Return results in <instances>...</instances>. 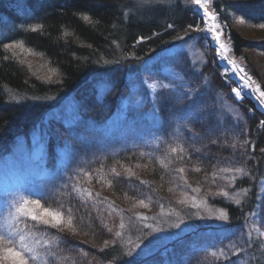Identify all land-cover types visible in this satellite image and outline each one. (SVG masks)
I'll use <instances>...</instances> for the list:
<instances>
[{
	"label": "rangeland",
	"instance_id": "rangeland-1",
	"mask_svg": "<svg viewBox=\"0 0 264 264\" xmlns=\"http://www.w3.org/2000/svg\"><path fill=\"white\" fill-rule=\"evenodd\" d=\"M179 1L193 10L194 0ZM206 8L229 57L243 66L232 55L231 40L212 0H206ZM194 11L199 15V10ZM245 30L253 39L262 33L253 27ZM210 56L217 67L215 48L200 17L178 32L164 50L157 51L154 59L124 68L127 81L111 118L83 114L84 97L74 93L47 100L52 107L47 117L29 137L17 138L0 158V264H18L19 258L13 255L16 252L26 264H63L56 238L38 233L32 225L49 224L56 231L69 229L75 237L83 238L91 221L82 212V202L90 193L99 194L109 185V176H114L117 188H126L127 205L119 212L112 209L109 217L103 216L130 225L118 233L130 256L149 264H257L250 248L252 235L264 241V192L261 213L255 217L253 210L247 211L245 221L237 227H225L223 215L208 207L205 200L210 198V191L248 200L247 189L233 188L237 172L247 175L258 165L257 156L247 150L253 138L241 102L243 97L250 98L263 114L264 105L259 108L250 96L242 95L237 84L230 93L216 88L211 82L214 74L205 67ZM122 71L117 67L95 76V83L90 78L87 85L93 90L95 84L98 102L120 80ZM218 73L228 77L221 67ZM253 83L264 101V91ZM173 87L192 90L193 100L185 106L170 105L165 97L172 94ZM201 123L209 127L206 133H199L204 140L192 143L185 137L186 129ZM49 133L58 140L53 164L46 158ZM125 152L139 160L155 159L169 182V205L173 208L165 206L155 191L131 174L130 163L120 167L129 178L115 177L116 170L107 164V157ZM188 210L193 216L201 210L208 217L192 222V217L184 218L181 213ZM213 225L218 226V232L208 228ZM126 229L129 234L124 236ZM190 231L200 233L177 240ZM260 248L264 253V242ZM170 250L175 251L173 263L167 256Z\"/></svg>",
	"mask_w": 264,
	"mask_h": 264
},
{
	"label": "trees",
	"instance_id": "trees-1",
	"mask_svg": "<svg viewBox=\"0 0 264 264\" xmlns=\"http://www.w3.org/2000/svg\"><path fill=\"white\" fill-rule=\"evenodd\" d=\"M174 1L165 0V6L158 9L163 10L151 16L145 9H137L135 0H0L4 5L0 7V158L17 138L29 137L32 129L47 117L52 107L46 101L51 98L74 93L84 97L83 114L95 119L111 118L117 110L121 90L112 89L98 102L88 86L79 85L80 79H87V71L94 72L98 65L102 66L103 58L109 57L113 50L112 59L156 53L167 47L178 32L200 21L194 8ZM212 6L225 25L232 55L264 91V0H212ZM129 12L141 16L133 21L130 19L133 14ZM125 13L128 14L125 16ZM122 15L124 18L120 19ZM252 27L262 31L254 39L245 35V29ZM213 61V57H208L205 67L214 74V81L224 88L219 66L216 67ZM241 105L246 111L247 127L253 138L247 150L257 156L258 165L254 172L242 176L237 172L234 176V190H248L246 202L234 196L230 199L222 192L210 191V198H206L208 207L223 215L225 227L243 224L246 212L250 210L257 217L263 207L264 114L250 98L243 97ZM185 137L192 143L198 141L188 131ZM57 141L56 135L49 133L46 158L50 164L56 158ZM106 162L120 179L129 178L120 167L130 163L131 174L170 207L169 182L155 159L139 160L125 152L109 155ZM113 177L107 178L110 183L100 189L99 194L92 192L82 202L83 211L91 221V228L85 229L83 238L75 237L69 229L56 231L49 224L32 225L38 233L56 238V250L63 264H96V261L98 264H149L145 259L130 256L123 243L125 240L118 236L121 228L130 225L116 217L117 221L108 218L112 209L119 212L127 205L126 188L123 185L117 188ZM181 213L184 218L192 217V222L208 217L201 210L194 216L189 210ZM208 228L218 232L217 225ZM128 232L126 229L124 236ZM193 233L200 232L190 231L177 240H187ZM259 234L263 237L261 231ZM259 237L252 235L250 252L253 261L264 264V253L260 252L263 250L260 243L264 241ZM172 251L167 252L170 263L174 262L175 251Z\"/></svg>",
	"mask_w": 264,
	"mask_h": 264
},
{
	"label": "bare ground",
	"instance_id": "bare-ground-1",
	"mask_svg": "<svg viewBox=\"0 0 264 264\" xmlns=\"http://www.w3.org/2000/svg\"><path fill=\"white\" fill-rule=\"evenodd\" d=\"M38 1L41 2V0H38ZM135 2L137 3V6H136L137 9H145L146 12L148 14H150L151 16L154 15L157 11L163 10V8H162V10H158L160 6H165V0H135ZM194 2H195V0H194ZM193 8L199 10L200 17L205 22V30L207 32V36L211 40L212 47L215 48V52H216V56H217V58H216L217 65L219 67L223 68V70L225 69V71L228 72V73H226L227 74L226 76H228V77H226V79H224V77H221V80L224 82V88L220 87L219 83L214 81V77L212 78L213 80L211 79V82L213 83V85L216 88H218L219 90H225L227 93H230L229 91L233 87H235L237 84L242 91V95L246 94V95L250 96L257 103L259 108L260 107L263 108L264 103H262V100H260L259 91L253 83V81L255 82L253 77L250 74H248L241 65L236 64V62L233 61L229 57L225 44L221 43L220 39H218V42H217V39L214 38L217 35L219 37V34H217L215 32V25L213 22V16L209 13L208 9L206 8V0H200L199 5L194 3ZM205 12H207V16L205 15ZM129 13L133 14V12L132 13L129 12ZM127 14L128 13H125V16ZM140 16H141L140 14L135 13L130 17V19L135 21ZM123 18L124 17L122 15L120 19H123ZM209 29H210V31H209ZM220 45H223V48H221ZM110 53H109V57L103 58L102 66L98 65L95 68L94 72L87 71V73H86L87 79H86V77L85 78L82 77L80 79L82 81L79 85H83L84 87H86V86H88L87 83L89 82L90 78L93 77V81H94L95 76L99 77V75H102V73L113 72L114 68L121 67V68H123V71H122L123 74L119 76L120 80L116 83H114V81H113L114 84H112L110 86V89L107 92V94H108L112 89H115V90L120 89L121 90L120 98H121L122 93H123L122 88L125 86L124 81H127L126 75H125L126 69H124V68H128L130 65H136L139 63H144L147 60H152L156 56V53L148 52L146 55H143V56L141 55L139 57L131 56V58H129V59L121 58V56L120 57L117 56L115 59H112L114 54H115V51L113 50ZM132 61H134V62H132ZM130 62H132V63H130ZM124 66H126V67H124ZM206 75L211 77V74H209V73ZM94 83H95V81H94ZM95 88H96V86L94 84L93 90H95ZM89 90H90V92H92V95L95 97V92L92 90V88L89 87ZM107 94H106V96H107ZM86 96H87V92L85 93V97ZM205 124L206 123H201L198 125L199 127L196 126L195 129L187 127L186 130L189 133H191L193 136H195V137L197 136V139L202 138V140H204L203 136H200L201 134H199V133H202V134L206 133V130H208L209 127H206ZM82 212L84 214L87 213L86 211H82Z\"/></svg>",
	"mask_w": 264,
	"mask_h": 264
},
{
	"label": "snow or ice",
	"instance_id": "snow-or-ice-1",
	"mask_svg": "<svg viewBox=\"0 0 264 264\" xmlns=\"http://www.w3.org/2000/svg\"><path fill=\"white\" fill-rule=\"evenodd\" d=\"M195 3L199 5L200 0H195ZM205 15L207 16V12H205ZM214 38L217 39V42H218V39H219L218 35L215 36ZM5 46L8 47L9 45H5ZM220 47L223 48V45H220ZM262 95H264V93H262ZM237 96H239V93H237ZM193 98L194 96H193L192 90H184L181 87H173L172 94L165 97L166 102L173 106H185L189 104L193 100ZM262 103H264V101H262ZM213 143L215 142L213 141ZM145 242L147 243V241ZM13 255L19 258L18 264H26V261L23 259L20 253L16 252V253H13Z\"/></svg>",
	"mask_w": 264,
	"mask_h": 264
}]
</instances>
